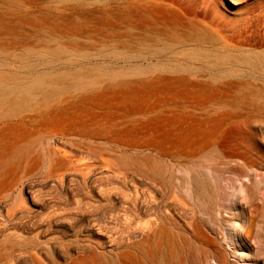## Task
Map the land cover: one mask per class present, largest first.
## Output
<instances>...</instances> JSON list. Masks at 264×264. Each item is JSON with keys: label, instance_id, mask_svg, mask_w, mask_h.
<instances>
[{"label": "rangeland", "instance_id": "1", "mask_svg": "<svg viewBox=\"0 0 264 264\" xmlns=\"http://www.w3.org/2000/svg\"><path fill=\"white\" fill-rule=\"evenodd\" d=\"M0 85L39 95L0 111V255L136 251L158 217L193 264H264L165 210L193 172L264 199V0H0Z\"/></svg>", "mask_w": 264, "mask_h": 264}, {"label": "bare ground", "instance_id": "2", "mask_svg": "<svg viewBox=\"0 0 264 264\" xmlns=\"http://www.w3.org/2000/svg\"><path fill=\"white\" fill-rule=\"evenodd\" d=\"M159 41L160 39H155L156 43H159ZM169 47L168 44L167 50ZM245 57L246 56H241L239 58L240 61L249 63L251 59ZM40 80L41 79H38L36 81L39 83ZM43 82L46 83V81L41 80V84H43ZM15 88L14 85H0V111L3 110L5 104H8L13 112L26 108V104H28L29 101L38 100L39 95L37 93L24 90L26 89L25 87L20 88L18 91H14ZM170 178L169 182L171 184L175 177L172 175ZM220 180V176L207 174L206 172H193L191 175L188 174L179 177V184L176 187L177 191H173L172 193L170 189L172 195L168 205H166V213L171 214V207L173 206H182L193 212L198 211V216H200V212L208 218L211 224H220V226L226 227L225 229L223 228V233H221L212 227V225H208V229H210L214 235L219 237L226 235L234 245L238 248H242V251L246 252V249L254 247L259 250V254L263 255L264 199L258 200V191L260 186H262L261 183L257 181L253 182L251 178L249 179L250 184L246 185L247 187L245 186L246 191L243 194L244 197L241 196L243 198H241V200H243L242 202H244L246 206L245 209L244 205L242 206L239 201V194L241 193H238L237 188L234 185L229 189L223 188L220 185ZM164 190L166 192L165 188ZM153 195L155 194L151 196ZM154 197L152 201H157V194ZM222 202H227L228 204L221 205ZM219 208H223L225 211H233L234 214L227 218H218L216 213ZM163 222L161 218L155 217L154 221L147 223L148 226H144L145 228L142 227L144 229L137 243L136 251H133L130 245H128L125 250H118L116 252H103L92 249L90 246V250L80 249L79 251L64 252V254L60 255L58 262H60V264H193V256L191 255V257L188 255L190 248H187L191 246V239L184 234L175 232V229L170 230L169 228L166 230L163 228L164 231H162L161 226ZM238 222L241 223V229L236 227ZM19 243L15 242L11 246L8 258L0 255V264H52V262H54L50 260L46 261L47 259L45 260V258V263L43 260L37 262V257L35 258L31 254V250L36 249L39 246L38 243L37 245H32L31 242V244L26 242ZM219 258L218 264H221ZM243 262L245 264V261Z\"/></svg>", "mask_w": 264, "mask_h": 264}]
</instances>
